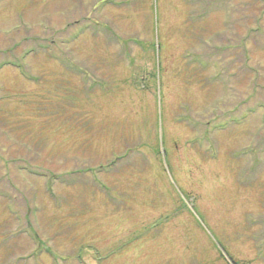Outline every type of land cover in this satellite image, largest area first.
I'll return each mask as SVG.
<instances>
[{
	"label": "rangeland",
	"instance_id": "rangeland-1",
	"mask_svg": "<svg viewBox=\"0 0 264 264\" xmlns=\"http://www.w3.org/2000/svg\"><path fill=\"white\" fill-rule=\"evenodd\" d=\"M190 2L0 0V264H264V0Z\"/></svg>",
	"mask_w": 264,
	"mask_h": 264
},
{
	"label": "trees",
	"instance_id": "trees-1",
	"mask_svg": "<svg viewBox=\"0 0 264 264\" xmlns=\"http://www.w3.org/2000/svg\"><path fill=\"white\" fill-rule=\"evenodd\" d=\"M191 2H194V0H191ZM188 3L189 2L187 1V4ZM222 3H221V0H200L199 4H201V6H203L204 9L202 8L201 12L196 15L195 21L199 22L201 20H204L205 16H207L209 12L217 11L219 7L222 6Z\"/></svg>",
	"mask_w": 264,
	"mask_h": 264
}]
</instances>
